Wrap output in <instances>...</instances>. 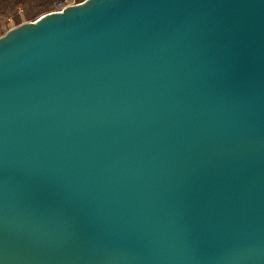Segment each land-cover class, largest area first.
<instances>
[{
  "label": "water",
  "instance_id": "95a60500",
  "mask_svg": "<svg viewBox=\"0 0 264 264\" xmlns=\"http://www.w3.org/2000/svg\"><path fill=\"white\" fill-rule=\"evenodd\" d=\"M0 264H264V0L1 34Z\"/></svg>",
  "mask_w": 264,
  "mask_h": 264
},
{
  "label": "trees",
  "instance_id": "16d2710c",
  "mask_svg": "<svg viewBox=\"0 0 264 264\" xmlns=\"http://www.w3.org/2000/svg\"><path fill=\"white\" fill-rule=\"evenodd\" d=\"M58 1L68 0H0V35L13 25L31 21L39 15L52 11ZM82 0H75L80 2Z\"/></svg>",
  "mask_w": 264,
  "mask_h": 264
},
{
  "label": "built area",
  "instance_id": "2783aa9c",
  "mask_svg": "<svg viewBox=\"0 0 264 264\" xmlns=\"http://www.w3.org/2000/svg\"><path fill=\"white\" fill-rule=\"evenodd\" d=\"M72 3H75V2H62V1H58L56 4H55V8L52 10V11H59L61 10L63 7H65L66 5L68 4H72Z\"/></svg>",
  "mask_w": 264,
  "mask_h": 264
},
{
  "label": "rangeland",
  "instance_id": "374dc122",
  "mask_svg": "<svg viewBox=\"0 0 264 264\" xmlns=\"http://www.w3.org/2000/svg\"><path fill=\"white\" fill-rule=\"evenodd\" d=\"M68 1H69V2H71V1H72V2H75V0H68ZM39 16H40V15H39ZM22 22H24V21H22ZM10 25H11V27L15 26V25H13L12 23H11ZM16 25H17V24H16ZM11 27H10V28H11Z\"/></svg>",
  "mask_w": 264,
  "mask_h": 264
}]
</instances>
